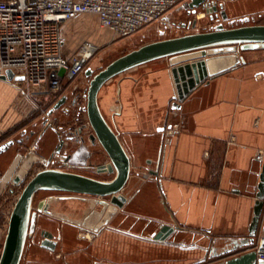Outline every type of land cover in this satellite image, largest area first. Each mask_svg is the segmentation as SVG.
<instances>
[{
    "label": "crops",
    "instance_id": "obj_1",
    "mask_svg": "<svg viewBox=\"0 0 264 264\" xmlns=\"http://www.w3.org/2000/svg\"><path fill=\"white\" fill-rule=\"evenodd\" d=\"M95 27L114 36L96 14L65 22L64 55L71 58L85 41L99 46ZM75 30L91 32L94 40L72 46ZM242 55L246 63L236 64ZM197 61L207 62L210 76L188 85L179 100L174 70ZM125 73L105 84L99 103L106 118L125 127L133 168L127 201L118 208L104 198L68 197L56 252L30 247L22 264H220L225 259L210 255L247 238L264 166V49L163 58ZM16 80L21 77L13 71L0 76V145L19 133L25 145L49 159L61 133L45 120L38 133L34 104ZM175 102L181 108H173ZM50 128L55 134L47 136ZM13 157L12 150L0 155V174ZM143 168L153 177L142 180ZM166 226L171 231L161 240ZM82 232L94 234L92 246L75 242L73 236L79 240ZM260 238L262 225L256 243Z\"/></svg>",
    "mask_w": 264,
    "mask_h": 264
},
{
    "label": "water",
    "instance_id": "obj_2",
    "mask_svg": "<svg viewBox=\"0 0 264 264\" xmlns=\"http://www.w3.org/2000/svg\"><path fill=\"white\" fill-rule=\"evenodd\" d=\"M233 1L236 0H192L189 3L190 8L194 9V13L197 12L198 8L202 7L206 9L207 12L216 13L217 16H221L220 20H222V22L218 23L213 30L148 43L117 58L96 74L92 68H87L86 76L92 78L87 92V114L95 133L91 138L94 143L97 140L103 146L115 168L116 175L112 180L106 181L84 174L64 171L61 168H45L39 171L24 187L22 194L15 204L1 253L0 264L22 263L28 237L32 236L35 232L38 212L43 213L47 205V200L43 199L39 202L38 212H32L34 200L41 191L69 192L110 199L111 203L118 208H122L127 201V198L122 194L120 195V193L124 191L131 178V157L120 139L119 134L107 121L101 109L99 95L106 83L129 70L163 58L184 57L194 53L205 58L209 54V51L219 53L228 51L237 53L264 49V25H235L237 20H231L229 12L225 9V4ZM211 18L213 19L214 16L212 15ZM239 21L248 23L251 21V17L242 18L239 19ZM226 22H229L233 27H226ZM195 24L196 22L194 25ZM182 25L186 26L185 23ZM245 63L246 59L243 55L237 57L236 64ZM193 71L195 72V78H191L193 76ZM174 76L179 90L176 98L178 97L177 99L183 100L185 95L189 92V88H187L188 85L190 88H193L196 83H200L210 75L208 73L207 62L197 61L193 62L192 65L186 64L185 66L176 68L174 70ZM181 81L184 83V91L180 84ZM186 81H188V83H186ZM68 98V95H64L56 102L50 109L48 113L49 116H52L65 105ZM173 108H181L180 103L175 102ZM19 142L21 143V141ZM64 142L65 140H61L55 153H53L49 159L41 158V162L44 163L51 160L53 156L58 157L60 160H69L70 162L78 161L71 155L62 154ZM15 144L16 140L14 139L1 144L0 155L6 153ZM33 155L34 153L30 152L25 159H30V156ZM19 156L21 157V155H18V157ZM90 156L91 154L88 151L83 159L76 164L84 168H89L88 160ZM23 166L19 168L20 171L17 172L16 175L21 176V178L18 177L13 181L15 185H20L25 181V175L29 170ZM263 209L264 166L258 186L254 216L247 238L236 241L231 248L210 255L209 258L211 260L214 258L225 259V261L220 264H256L258 256L256 251L253 250V247L256 244L261 227ZM168 230V226L164 227L162 233L166 232V235L162 237L161 234L157 236V238L162 237L160 238L161 240H166L170 233L167 232ZM42 234L44 240L40 246L51 252H56L60 239H54V235L46 230H44ZM242 251L243 253H241ZM238 253L241 254L236 256ZM205 261L206 259L202 262Z\"/></svg>",
    "mask_w": 264,
    "mask_h": 264
},
{
    "label": "built area",
    "instance_id": "obj_3",
    "mask_svg": "<svg viewBox=\"0 0 264 264\" xmlns=\"http://www.w3.org/2000/svg\"><path fill=\"white\" fill-rule=\"evenodd\" d=\"M178 2L0 0V76L6 77L8 71L20 76L21 80L15 82L20 93L45 114V125L53 127V121L48 116L51 107L64 96L66 86H71L85 73L89 62L100 50L97 44L85 41L74 56L67 58L63 52V24L82 14H96L102 27L111 30L116 38H128L150 25L165 22L167 13ZM87 92L81 97L86 102L79 107L82 114H87ZM79 102V97L73 99V107L79 106ZM64 111L70 113L72 110L68 107ZM88 127L92 128L90 121L77 127L62 126L58 130L65 135H80ZM13 208L14 205H11L0 211L4 229L9 225ZM261 225L264 226V209ZM253 250L258 259L264 260V238L257 241Z\"/></svg>",
    "mask_w": 264,
    "mask_h": 264
},
{
    "label": "rangeland",
    "instance_id": "obj_4",
    "mask_svg": "<svg viewBox=\"0 0 264 264\" xmlns=\"http://www.w3.org/2000/svg\"><path fill=\"white\" fill-rule=\"evenodd\" d=\"M189 0H179L177 5L171 9L167 15L165 22H158L153 25H150L140 31L138 34L132 37L128 38H116L115 36L109 37L110 31L108 30H100L99 28L95 27L94 32L98 36L96 40L91 39V32H85V31H77L75 30L74 33L70 34V42L71 45L75 44L77 41L81 42L83 40H94L99 44L100 50L93 56L91 61L88 64L87 68H92L94 70V73L100 72L102 69L106 68L111 62L116 60L117 58L133 51L138 48H140L143 45H146L148 43H152L159 40L179 37L187 34L192 33H198V32H205L213 30L214 27L219 23L215 20H212L211 15L212 13L207 12L205 9H199L196 14L190 15L188 13V10L186 8V4ZM227 8L229 9V13L233 15L235 18L240 19L244 18L246 16H253L256 15L257 22L256 24L264 25V0H237L235 2H229L227 4ZM260 14H263L259 16ZM196 24L194 25V23ZM222 22V20H220ZM186 24V26H183L182 24ZM226 27H229V23H225ZM91 33V34H89ZM71 46V47H72ZM76 48H74V53L76 52ZM131 72L125 73L119 77H117L115 80H121L129 76ZM92 78L86 76V71L84 74H82L76 81H74L71 85V89H64L67 91V95L69 96L67 102L65 105H63L59 110H57L51 117L53 121V128L54 126L58 129L62 126H65L69 128V126H80L84 125L85 123H88V116L87 114H82V111L79 109V107L86 104L84 99H81L83 95H85V92L89 89L90 82ZM79 97L80 102L79 106L77 105L76 108L73 107V99ZM58 102V101H57ZM56 104V103H55ZM36 110V117L39 120L38 125L36 126V130L40 131V129L44 128L43 120H45V114L41 112L40 109L34 104L33 105ZM45 107V105H42ZM54 106V105H53ZM52 106V107H53ZM51 107V108H52ZM70 107L72 111L70 113H65V109ZM49 116V114H48ZM107 121L110 123V125L113 127V129L119 134L120 139L122 140L124 146L126 147V134H125V127L122 122H119V124H116L115 121L109 120V118H106ZM111 121V122H110ZM112 123V124H111ZM46 126V125H45ZM53 128H50V130L47 132V136H50L51 134H55V131ZM120 131V132H119ZM84 138L85 140L89 141L92 135H95L92 128L88 127L84 131ZM24 136L22 134L17 133L15 135L14 140L18 141L19 139L23 138ZM26 141V140H25ZM28 143L24 144H15L12 146L10 150L14 152L15 157L11 159L10 166L5 171L6 173L1 176L0 180L3 182V187L0 189L2 191V194L4 195L2 197L3 201H5L6 205L5 207H10L13 205V202L17 201L20 197V195L23 192L24 187L27 185V183L41 170L49 167V162L46 161L44 163L41 162V156L38 153V150L36 148H33V145H30L28 147ZM94 149L99 152L98 157L93 158L91 161L96 164L95 169H78V168H71V171L81 173L93 178H97L100 180H112L115 175V168L103 148V146L97 141V143L94 145ZM33 152L34 155L30 156L31 160L28 158L25 159L27 155ZM86 154L88 152L86 145L80 146V148H77L75 151V157L82 155V153ZM21 155V157L17 155ZM48 159V158H47ZM27 163H26V161ZM25 161V162H24ZM93 164V163H92ZM24 165V166H23ZM19 166L25 167L28 171L25 175V181L24 183L20 185L13 184V179L17 175V172L20 171ZM12 168V169H11ZM11 169V170H10ZM19 170V171H18ZM149 168H143L141 171V178L142 180L150 179L153 177L154 173L149 171ZM4 173V172H2ZM132 174H133V168H132ZM145 178V179H144ZM16 188L17 194L11 196L9 193V189ZM129 183L127 187L120 193V195H125L129 191ZM57 197L56 200H53L50 204V209L54 212V222H47L46 220H42L40 222L41 227L52 229L55 232V235L59 236L61 240V232H62V219H63V211L65 209V206L67 207V203L62 201L61 198L63 196H66L64 193H57V192H50V191H41L37 194L36 200H40L42 198H48V197ZM81 197L85 198H94L92 196H86L81 195ZM105 200V199H104ZM110 200V199H107ZM96 228V227H94ZM94 230V229H92ZM75 239V242L82 244V245H88L92 246V241L94 238V234L88 233V232H82L81 239H77V237L73 236ZM26 252V251H25Z\"/></svg>",
    "mask_w": 264,
    "mask_h": 264
},
{
    "label": "flooded vegetation",
    "instance_id": "obj_5",
    "mask_svg": "<svg viewBox=\"0 0 264 264\" xmlns=\"http://www.w3.org/2000/svg\"><path fill=\"white\" fill-rule=\"evenodd\" d=\"M191 1L192 0H189L187 2V4H186V8H187L188 13L190 15L196 14L199 9H202V7H200V8L197 9V12L194 13V9L190 8V6H189V3ZM233 2H235V1H233ZM228 3L229 2H227L225 4V9H227V11L229 12V9L227 8V6H228L227 4ZM207 7H209V6H207ZM210 15L211 16L212 15L214 16V18L212 20H215V21H217V22L220 23L221 16H217L216 13H212ZM261 15H263V14H260L259 16H261ZM246 17H251V21L248 22V23H242L237 18H234V19L231 18V20H237V22L235 24L237 26L255 25L256 22H257V20H258V19H256V15L246 16ZM246 17H244V18H246ZM240 19H242V18H240ZM226 23H229V22H226ZM229 27H233V26H231V24L229 23ZM83 134H84V131L80 135H75L73 133H69V134L65 135V134L62 133L61 134V137H60V141L61 140H65L64 145H63V148H62V154L68 155V156L71 155L74 158H76L78 161L70 162L69 160H67V161L66 160H60L58 157L53 156L51 160H48V162H49V167L48 168H61L62 170L68 171V172H73V171H71V168H78V169H81V170L82 169H88V170L95 169L96 168V164L94 162H92L91 160L93 158H95V157H98V155H99V152L94 149V145L97 143V140H96L95 143L93 142L92 138H90L89 141H87V140H85ZM19 141H21V143ZM24 141H25V137H23V138L19 139L18 141H16V144H18V143L24 144ZM59 144H60V142H59ZM59 144H58V146H59ZM82 145H86L87 150L91 154V156L89 157V160H88L89 161L88 162L89 168H84L83 166H80V165H77L76 164L77 162H80L83 159L84 155H85L84 152H83L82 155H81V157L80 156L75 157V151L77 150V148H80V146H82ZM58 146H57V148H58ZM57 148H56V150H57ZM10 149L7 152H9ZM55 151H54V153H55ZM17 155L18 154L16 153V157H17ZM14 157H15V154H14ZM9 166H10V163L8 165V168H9ZM20 167L21 166H19V168ZM7 169L5 171H7ZM5 171H4V173H1L0 174V178H1V176H3V174L6 173ZM74 173H77V172H74ZM79 174H81V173H79ZM18 177L21 178V176H15L14 179H13V181L16 178H18ZM2 187H3V182H2V180H0V189ZM57 193H64V194H66V196H63L61 198V200L64 201V202H66V203H67L68 197H70V196H76V197H79V198L81 197V194H77V193H69V192H57ZM8 194H10L11 196L16 195L17 194V189L16 188L9 189V193ZM3 196L4 195L2 194V191L0 190V211L3 210L4 208H6L5 207L6 203L2 199ZM81 198H83V197H81ZM43 199H46L47 200V205L45 206L44 212L43 213H39L38 212V205H39V202L41 200H43ZM56 199H57V197H54V196L48 197V198H42L40 200H36V198H35L34 203H33V210H32V212H38V215H37L38 217H37V221H36V228H35V232L33 233V235L28 237L25 251L28 248H30V247H33V246H36V245H39V246L41 245L42 241L44 240V236L42 234L44 232V230L51 232L54 235V239H58L59 238V236L55 235V233H54V231L52 229L45 228V227L43 228V227L40 226V222L42 220H46L47 222H51V223L55 221L54 212L50 209V204L52 203L53 200H56ZM16 202L17 201L13 202L14 207H15ZM3 224H4V218L0 217V257H1V253H2V250H3L4 243H5V238L7 236L8 228H9V225H8L7 232H6V228L5 229L3 228L4 227ZM22 262H23V260H22Z\"/></svg>",
    "mask_w": 264,
    "mask_h": 264
}]
</instances>
